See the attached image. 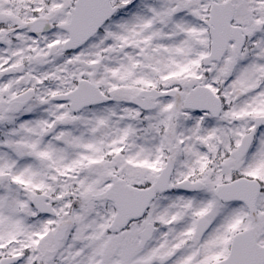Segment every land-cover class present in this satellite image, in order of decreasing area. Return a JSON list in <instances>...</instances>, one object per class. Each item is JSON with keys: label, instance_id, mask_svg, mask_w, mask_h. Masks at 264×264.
Masks as SVG:
<instances>
[{"label": "snow or ice", "instance_id": "snow-or-ice-1", "mask_svg": "<svg viewBox=\"0 0 264 264\" xmlns=\"http://www.w3.org/2000/svg\"><path fill=\"white\" fill-rule=\"evenodd\" d=\"M0 264H264V0H0Z\"/></svg>", "mask_w": 264, "mask_h": 264}]
</instances>
